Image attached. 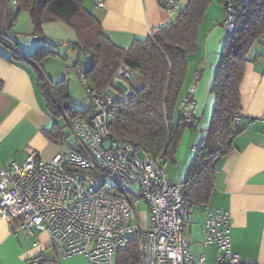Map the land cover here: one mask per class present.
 <instances>
[{
	"label": "built area",
	"instance_id": "2783aa9c",
	"mask_svg": "<svg viewBox=\"0 0 264 264\" xmlns=\"http://www.w3.org/2000/svg\"><path fill=\"white\" fill-rule=\"evenodd\" d=\"M227 2L222 25L233 33L237 0ZM12 3L18 6V0ZM161 5L171 16L179 12L176 0H162ZM96 6L104 8L105 0H96ZM90 60L87 53L83 66ZM200 73L179 101V113L187 123L198 119ZM133 74L122 64L114 80L127 84ZM81 80L87 96L84 113L67 121L74 143L62 138L63 149L50 159L27 148L22 163L13 160L0 169V218H20L30 236L47 231L51 245L65 259L84 255L88 264H117L118 253L135 243L139 264H207L205 252L190 250L184 232L187 191L168 179L167 160L150 156L134 140L111 137L109 110L124 94L97 91L84 73ZM243 119L241 112L235 114V124ZM261 121L264 124V117ZM142 201L147 209L141 208ZM231 228L230 211L207 207L202 246L215 248L218 264H243L232 252ZM29 264L48 263L36 257Z\"/></svg>",
	"mask_w": 264,
	"mask_h": 264
},
{
	"label": "crops",
	"instance_id": "0c3cea01",
	"mask_svg": "<svg viewBox=\"0 0 264 264\" xmlns=\"http://www.w3.org/2000/svg\"><path fill=\"white\" fill-rule=\"evenodd\" d=\"M83 1L86 9L101 22L105 34L123 48L130 47L135 39L146 38L153 29L167 24L174 17L161 5L162 0H105L104 8H98L96 0ZM176 1L179 11L189 2ZM225 17L223 6L222 12H219L218 5L212 8L210 5L200 28L198 49L188 57L187 78L182 96L193 82L196 72L201 70V73L196 92V129L184 131L176 154L180 165L185 168V176L205 136V130L211 123L215 108L216 98L211 88L227 35L222 25ZM34 32L29 12L20 11L9 32L18 41L20 50L30 54L40 45L54 46L59 55L53 56L60 57L64 62L68 61L67 57L71 54L73 61L70 69L81 79L79 60L83 54L73 45L78 41L74 30L62 21H51L44 23L35 32L37 37ZM23 34L31 35L33 45L30 50L21 43L20 36ZM247 57L240 83V112L244 119L240 132L232 139L231 150L217 161L209 204L199 206L201 232L198 242L202 243L203 240L207 207L228 210L232 215V252L240 257L243 264H264V124L261 121L264 117V42H256ZM49 58L50 55L41 64L46 80L54 82L65 79L70 95L68 99L72 103L70 79L64 72L54 75L58 72L54 70L56 64L52 66L48 62ZM204 59L207 63L202 66ZM39 71L36 64L27 58L14 57L12 47L0 41V169L13 160L22 163L27 158V148L30 147L36 149L44 159H50L63 149L60 142L62 138H52L46 134V130H50L55 123L59 127L61 125L57 121L59 118L54 117L49 110L44 91L40 87ZM114 78L112 86L108 87L109 93L112 96L129 93L128 83ZM138 78L133 82H137ZM119 82L126 88L122 89ZM86 97L85 92V98L82 96L80 104L75 105L83 108ZM83 98L84 101L81 102ZM177 112L180 115L179 108ZM65 127L66 125L63 127V136L68 138V144H73L74 140L69 141L71 132L67 133ZM20 224V218H13L11 221L0 218V264H29L36 257L48 264L88 263L83 255L62 258L51 245L47 231L30 236ZM35 242L37 245H34ZM193 252H205L207 264L209 258L214 260V264H218L214 247H202Z\"/></svg>",
	"mask_w": 264,
	"mask_h": 264
},
{
	"label": "trees",
	"instance_id": "16d2710c",
	"mask_svg": "<svg viewBox=\"0 0 264 264\" xmlns=\"http://www.w3.org/2000/svg\"><path fill=\"white\" fill-rule=\"evenodd\" d=\"M220 2L225 11L230 2ZM210 5L211 0H189L167 24L123 48L105 34L101 22L86 9L83 0H18V6H14L12 0H0V41L12 47L14 57H25L36 64L50 112L54 117L63 115L67 120L83 114L85 107L69 102L65 79L46 80L41 64L49 55H59L54 46L40 45L26 54L20 50L18 41L9 35L20 11L29 12L35 32L51 21H62L74 30L78 41L73 45L83 54L79 60V74L84 73L97 91L112 86L122 64L130 66L134 70L133 76L139 78L133 82L132 76L128 82L129 93L124 94V98L116 97L111 105L108 115L111 137L134 140L150 156L162 155L167 162H175L184 131L196 129L197 122H185L177 109L187 78L188 57L198 49L200 28ZM234 12L236 29L226 33L211 88L216 98L211 123L180 183L187 191L188 211L209 204L217 161L231 150L232 139L240 132L241 124H235V114L240 112V83L248 53L262 40L264 33V0H237ZM87 53L91 60L83 66ZM46 134L64 138L63 129L56 123L46 130ZM188 221L189 216L185 225ZM117 264H139L137 244L120 251Z\"/></svg>",
	"mask_w": 264,
	"mask_h": 264
},
{
	"label": "rangeland",
	"instance_id": "374dc122",
	"mask_svg": "<svg viewBox=\"0 0 264 264\" xmlns=\"http://www.w3.org/2000/svg\"><path fill=\"white\" fill-rule=\"evenodd\" d=\"M215 5H218L219 12H222V6H221L222 4H221L220 0H211V8ZM20 24H21V21H20V23L18 22L19 28H20ZM23 27L25 28L26 25ZM20 37L22 39L21 40L22 45L24 47H26L27 50H30L32 45H33V41L31 40V35L27 34V36H26V34H23ZM62 51L64 52V50H62ZM67 58H68V61L64 62L60 57H55L53 55H50L48 62H51L52 66L56 64L54 70L58 71V72L57 73L54 72L55 73L54 75L60 74V72H64L67 74V77L70 79V90L72 92L71 93L72 104H74V105L76 104L78 106L80 104L79 101H80L81 97L84 96V98H85V90H84V87L82 85L81 79L78 77V75L76 74V72L74 70L70 69V68H72L71 67L72 65L70 63L73 61L71 54ZM206 59L203 60L202 66H204L207 63ZM138 74H139V72H138ZM133 79H135V75L133 76L132 80ZM118 85L121 86L122 89L126 88V86H123L122 83H120V82L118 83ZM84 98L81 100V102L84 101ZM213 112H212V115H213ZM58 118L59 119H57V121H58V123H60L61 129H64L63 127L66 125V127H65L66 132L67 133L71 132L69 141L73 142V140H75V135L73 134L71 128L67 127V125H68L67 120L63 116H58ZM199 131H200V129H199ZM105 144L109 145V142H106ZM190 150H191V152L193 150V149H191V146H190ZM178 160H180V159H177V157H176L175 162H172L171 160L168 161V165H167V169H166L167 170V177L172 181L174 180L173 182H175V183H182L186 177L185 174H183V171H184L183 169H185V168L180 165ZM141 208L147 209V205L143 201L141 204ZM200 210L201 209L198 206H195V207L189 209L190 220L186 223L185 228H184V232L187 236L190 249L193 251L199 250L203 247L202 243L198 242L200 239V232H201ZM76 256H78V255H76ZM209 259H210L209 264H214V260L212 258H209Z\"/></svg>",
	"mask_w": 264,
	"mask_h": 264
}]
</instances>
